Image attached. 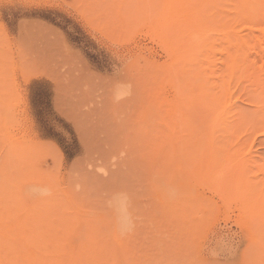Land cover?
<instances>
[{
    "label": "rangeland",
    "instance_id": "rangeland-1",
    "mask_svg": "<svg viewBox=\"0 0 264 264\" xmlns=\"http://www.w3.org/2000/svg\"><path fill=\"white\" fill-rule=\"evenodd\" d=\"M141 3L0 0V232L23 206L12 232L28 216L26 233L49 225L72 253L107 232L137 264H264V217L243 216L250 196L220 171L250 143L263 160L264 134L236 159L217 132L210 153L207 103L196 91L179 105L188 75L152 31L161 9L141 16Z\"/></svg>",
    "mask_w": 264,
    "mask_h": 264
},
{
    "label": "bare ground",
    "instance_id": "bare-ground-1",
    "mask_svg": "<svg viewBox=\"0 0 264 264\" xmlns=\"http://www.w3.org/2000/svg\"><path fill=\"white\" fill-rule=\"evenodd\" d=\"M140 1L141 16L150 12L151 6L157 11L161 9L162 15L152 31L157 34L159 42L172 51L171 66L182 65L184 74L188 75L185 76L183 88L178 87L179 105L180 101H190L196 91L207 103L211 118L208 126L210 131L205 133L208 136L205 146L212 150L210 153L218 148L215 141L219 136L217 132L231 139L224 147L229 151L228 157L230 153H235H232L235 145L246 147L253 134H264V48H260L263 49V55L260 49L258 51L260 46H264V0H230L229 4L228 0ZM219 41L224 43V47L219 51L221 57L217 58ZM243 99L250 108L246 105L248 108L243 109L246 102L242 103L243 107L239 105ZM178 101L175 100V103ZM175 109H178L177 105ZM183 118V123L193 134L196 126L190 115H184ZM240 150L245 148L236 151ZM206 155L208 153H204ZM210 155L209 168L219 167L217 154ZM242 157H236L242 160H237L238 163L235 160L240 165V172L233 173L232 168L237 165L235 162L227 163L226 159L220 171L232 183L238 182L234 185L243 189V196H250L241 201L243 216L264 217V186H258L262 181L253 182L247 176L250 167H261L260 170L264 171V163L256 165L258 154L254 155L251 143ZM261 161L264 162V158L258 162ZM24 209L23 206L18 207L14 219L0 232V264H111L126 258L129 264L138 262L128 250L114 247L113 241H117V238L110 237L107 232L96 233L95 239L103 240L108 245L78 249L74 253L62 245L66 234H60L57 229L49 228V225L39 227L37 232L26 233V227H35V220L28 216L24 217L19 232L14 233L11 231L12 226L19 220L17 214ZM98 221L102 223V220ZM261 229L264 234V223Z\"/></svg>",
    "mask_w": 264,
    "mask_h": 264
}]
</instances>
